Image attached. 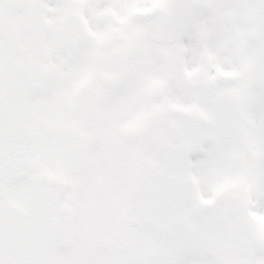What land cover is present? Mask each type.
Here are the masks:
<instances>
[{
    "label": "snow or ice",
    "instance_id": "snow-or-ice-1",
    "mask_svg": "<svg viewBox=\"0 0 264 264\" xmlns=\"http://www.w3.org/2000/svg\"><path fill=\"white\" fill-rule=\"evenodd\" d=\"M0 264H264V0H0Z\"/></svg>",
    "mask_w": 264,
    "mask_h": 264
}]
</instances>
